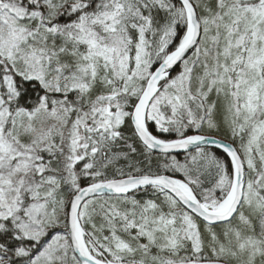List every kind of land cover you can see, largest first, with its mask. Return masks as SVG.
Returning <instances> with one entry per match:
<instances>
[{"label": "snow or ice", "instance_id": "snow-or-ice-1", "mask_svg": "<svg viewBox=\"0 0 264 264\" xmlns=\"http://www.w3.org/2000/svg\"><path fill=\"white\" fill-rule=\"evenodd\" d=\"M0 264H264V0H0Z\"/></svg>", "mask_w": 264, "mask_h": 264}]
</instances>
